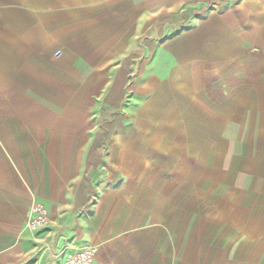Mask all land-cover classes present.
I'll use <instances>...</instances> for the list:
<instances>
[{
	"label": "crops",
	"instance_id": "0c3cea01",
	"mask_svg": "<svg viewBox=\"0 0 264 264\" xmlns=\"http://www.w3.org/2000/svg\"><path fill=\"white\" fill-rule=\"evenodd\" d=\"M263 200L264 0H0V264H257Z\"/></svg>",
	"mask_w": 264,
	"mask_h": 264
},
{
	"label": "rangeland",
	"instance_id": "374dc122",
	"mask_svg": "<svg viewBox=\"0 0 264 264\" xmlns=\"http://www.w3.org/2000/svg\"><path fill=\"white\" fill-rule=\"evenodd\" d=\"M217 146H218V143H216V142L215 143H211V145H210L211 149L210 150L216 149ZM197 194H201V193H197ZM197 198H200V197H197ZM262 204L263 205L259 207V214L263 215V217H264V200L262 201ZM195 208H194V226L193 227H195V231L196 232H200L202 224L201 223L196 224V223H197V221H200V219H201L200 216H201L203 210H202V208H198V209H195ZM206 210H210L209 211V215L210 216L213 215L211 213V209L210 208L209 209H205V211ZM184 226H185V221H184ZM209 231H211V232L212 231H218V227L216 228V227H212L211 226ZM233 231H234V225L226 224L225 225V229H222L221 233H224L225 236H228V235H231L230 233H232ZM255 239H256V241H255L256 242V255H253L252 260H254V258H255L257 264H264V222L261 223V225H259V229H258V232L256 233ZM180 242L181 241H179V243ZM194 242H195V244H199L200 241H196L195 240ZM208 242L211 243L212 247H215L218 244H221V242L223 243V241H219V240H210ZM234 242L235 241L229 240V239L225 240V243H224L225 247L224 248H225L226 255L225 256L222 255L220 257L217 256L216 257L217 260H218V258H221L222 261L224 260V263H226V264L232 263L233 257L228 255V251L230 250L231 247H233V243ZM211 254H212V252H211ZM195 257H197V256H195ZM200 258L202 259V256H200ZM247 258H249V257H247ZM196 259L197 258H195V260ZM201 259H198V260H201ZM243 259H244V257H242L241 264H245V263L248 262L247 259H245V260H243ZM196 262H197V260H196Z\"/></svg>",
	"mask_w": 264,
	"mask_h": 264
},
{
	"label": "built area",
	"instance_id": "2783aa9c",
	"mask_svg": "<svg viewBox=\"0 0 264 264\" xmlns=\"http://www.w3.org/2000/svg\"><path fill=\"white\" fill-rule=\"evenodd\" d=\"M48 208L42 202H34L30 209L27 226L37 229L49 221ZM99 249L90 245L82 249L70 250L65 253L63 264H94Z\"/></svg>",
	"mask_w": 264,
	"mask_h": 264
}]
</instances>
